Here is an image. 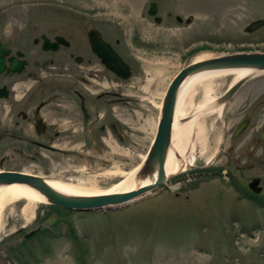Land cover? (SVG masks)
<instances>
[{
  "label": "rangeland",
  "instance_id": "obj_1",
  "mask_svg": "<svg viewBox=\"0 0 264 264\" xmlns=\"http://www.w3.org/2000/svg\"><path fill=\"white\" fill-rule=\"evenodd\" d=\"M151 1L156 3L158 23L146 13ZM257 18L264 20V0H0V41L9 40L12 50L23 52L28 67L45 68L52 65L44 61L64 58L75 68L67 54L42 51L39 35L72 36L70 51L82 54L85 28L92 25L132 65L128 79L110 76L113 91L137 99L112 103L121 136L105 139L106 146L95 138V146L87 149L80 138L74 155L29 156L19 143L2 141L0 170L44 178L68 177L82 183L90 179L98 189L109 187L119 179V170H130L145 156L159 114L156 104L171 77L198 51L264 50V23L252 32L243 31ZM33 38L38 42L32 43ZM43 72L46 83L51 82L48 76L56 78L52 82L61 81L59 76ZM63 77L74 81L71 74ZM99 78L92 80L95 85L89 88L104 89ZM5 79L0 77V83ZM230 82V75L215 78L212 96L221 94ZM185 97V101L197 104L202 89L195 87L191 98L188 93ZM255 97L264 99V72L249 75L233 97L221 105L219 113L203 116L201 156H196L184 172L168 176L167 189L147 198L106 211L60 207L59 216L64 220L57 223L53 235H38L33 240H24L15 230L27 232L37 225L52 229L56 211L45 214L49 204L37 202L28 217L22 212L23 201L4 204L0 211V264H13L11 249L21 242L44 245L36 255L31 249L29 264H264V205L241 197L237 189L257 176L264 194L262 147L252 141L264 129V103L243 135L236 140L231 137L239 112ZM191 107L190 103L185 105V116L192 114ZM2 126L9 124L0 119ZM236 164L238 171L234 169ZM197 167L216 169L218 173L201 177L188 174L189 169Z\"/></svg>",
  "mask_w": 264,
  "mask_h": 264
},
{
  "label": "flooded vegetation",
  "instance_id": "obj_2",
  "mask_svg": "<svg viewBox=\"0 0 264 264\" xmlns=\"http://www.w3.org/2000/svg\"><path fill=\"white\" fill-rule=\"evenodd\" d=\"M54 36H52V38H47L52 40ZM101 37L106 41L102 35ZM64 39L66 40L65 44L59 43L55 50H45L44 52H60L63 53V55L67 54V57L76 64V67L78 65L77 68H72L64 58L60 61L51 59L44 61V63L52 65L45 66V68L43 67L44 65L39 67L36 66L35 68L28 67L29 62L24 58L22 52V56L18 57V59L24 60L25 63L19 72H6L4 70L0 73V77L3 79L6 78L0 83V119L9 124L7 127H0V142L13 141L19 143V147L25 150V154H29V156L43 153H56L63 156L74 155L77 153L76 149L74 150L75 143H77L80 138L83 139L81 145L87 149L95 146V138L99 139L100 143L106 146L104 142L105 139L112 138L113 135L119 139V136H121V132H118L116 128L117 126H120L118 122L120 120L113 113L112 103H125L124 101L128 99L137 100L136 98L124 97L121 93L114 92L112 88L111 77L114 76L118 80L128 79L132 73L131 64L122 58L131 66V73L128 78L121 79L105 68L99 58H97V56L91 51L87 42L86 34L85 46H81L82 50L84 48L82 54L70 51L73 44L72 36L64 37ZM5 42L0 41L1 48H3V43ZM3 49L9 50L8 54L5 56V62L8 56L15 55V52L17 51V49L12 50L10 41ZM96 62H98L101 68L96 67ZM37 70L42 72L47 71V74L49 75H57L61 78V81L52 82V80L56 78L48 76L47 79H50L51 82L46 83L44 81V78L46 77L44 72L38 74ZM69 74H71L74 81L70 80V78L63 77L64 75L68 76ZM11 76H18L21 81H18V78L11 80ZM97 78L103 80L101 86H103L104 89H100L99 91L89 88V86L95 85L92 80L95 81ZM24 79L27 81L23 82L22 80ZM65 79L68 80L65 81ZM242 85L243 83H241L238 88ZM236 91L231 95L230 99ZM119 94H121V96H118ZM218 96H216L215 99L218 98ZM254 99L255 100L251 104L239 112L240 116L237 125L231 134L232 139L236 140L239 136H242L244 131L249 127V124L256 119V112L264 103V99H257L256 97ZM242 121L246 122L244 129L237 135H234L236 127ZM252 141H254L255 146L261 145L262 160L264 161V129L259 130L257 138ZM245 168H249L248 165H245ZM234 169L238 171L240 168L236 164L234 165ZM194 170L197 172H193ZM207 170L208 169L205 167H197L196 169H189L188 174L201 177L206 174L218 173V171H215L216 169L213 171ZM217 170H219V168H217ZM228 171L229 174H231L229 169ZM56 177L63 180L71 179L68 177ZM252 178H258L257 186L260 188L259 192H253L248 188L247 183ZM259 182L260 178L253 176L247 181L246 186L239 184L238 189L246 194L241 197L253 200L252 196L256 198L258 196L264 201V194L261 192ZM167 187L168 186L164 187L162 190L167 189ZM174 197H178L177 192H174ZM59 209L60 207L49 204L45 214H48L50 210L56 211L57 213ZM52 230L53 228L46 229L37 225L35 228L27 232L19 228L15 230V234H21L24 240H33L36 239L38 235L44 236L47 234L46 231ZM42 246L44 245L41 243L28 244L26 242H21L15 249H11L14 261L13 264H29L27 262L29 256L33 253L35 254L36 251H40L39 253H41V250L39 249ZM32 248L34 251L33 253L31 251Z\"/></svg>",
  "mask_w": 264,
  "mask_h": 264
},
{
  "label": "water",
  "instance_id": "obj_3",
  "mask_svg": "<svg viewBox=\"0 0 264 264\" xmlns=\"http://www.w3.org/2000/svg\"><path fill=\"white\" fill-rule=\"evenodd\" d=\"M146 13L153 17L154 22L158 23L160 21V17L156 15V3L154 1L149 2ZM176 20H180V18L176 16ZM188 21L189 18H185V22ZM263 23L264 20L262 18L251 20L243 27V31L252 32L260 28ZM85 34L91 51L99 58L105 68L121 79H126L130 76L131 66L102 39L99 31L92 25H88L85 29ZM40 39V49L43 51L55 50L59 43H66V40L61 35H55L52 40H49L44 34H41ZM36 42L37 38H34L33 43ZM8 44L9 40L3 43V48ZM3 48H1L0 43V73L4 70L6 72H19L25 63L24 60L18 59V57L22 56V52L17 50L15 55L8 56L6 64L5 56L8 54L9 50ZM202 51L211 53V56L200 60L187 61L171 77L163 92L154 135L145 153L143 164L141 163L142 170L149 171L152 166L155 168L154 177L151 181L120 192L93 195H67L53 189L44 181L42 176L15 170H0V184H26L40 192L46 199V203L74 211H106L119 209L142 200L143 198H147L166 187L165 181L168 176L175 175L171 174L166 176L163 164L166 150L170 142L176 95L183 79L190 73L212 69L246 68L253 71V73L264 72V50H238L223 53H213L208 50ZM247 77L248 74L230 83L222 94L215 99V103L223 105L228 101L238 86L243 83ZM245 125V121L239 123L234 131V135L241 132ZM190 167L191 166L188 168ZM257 184L258 178H252L247 183V186L251 191L259 192L260 188Z\"/></svg>",
  "mask_w": 264,
  "mask_h": 264
},
{
  "label": "bare ground",
  "instance_id": "obj_4",
  "mask_svg": "<svg viewBox=\"0 0 264 264\" xmlns=\"http://www.w3.org/2000/svg\"><path fill=\"white\" fill-rule=\"evenodd\" d=\"M210 56L211 53L209 52H200L193 56L191 60H200ZM252 73L253 71H250L246 68L212 69L190 73L183 79L179 85L176 95V102L172 117L170 142L166 150L163 164V169L166 176L181 173L189 166H192V162L194 161L195 157L201 156L204 150L203 140L205 137V132L202 120L203 116L212 111L219 113L221 109V105L215 103V97L212 96L211 93L212 81L217 77L230 75V83H232L244 75L248 74V76H251ZM195 87L202 89V98L197 104H191L190 100L185 101V96L188 93L189 98H191ZM189 103L190 106H192V114L190 116H185L186 110L183 108ZM156 107H158L159 110L160 103L156 104ZM143 159L144 155L141 156L140 162L130 170H119V179L105 189H98L94 181L90 179H88V183H82L79 180L73 179L63 180L57 177L42 178L53 189L67 195H93L100 193L120 192L134 188L137 185L147 183L153 179L155 168L152 166L151 170L149 171L142 170L141 163L143 162ZM94 176L96 177L98 174L95 172ZM19 200L23 201L24 205L22 212H25V215L28 217L30 216L32 209H34L33 207L35 206V203H46V199L40 192L26 184H0V211L4 208V204Z\"/></svg>",
  "mask_w": 264,
  "mask_h": 264
},
{
  "label": "trees",
  "instance_id": "obj_5",
  "mask_svg": "<svg viewBox=\"0 0 264 264\" xmlns=\"http://www.w3.org/2000/svg\"><path fill=\"white\" fill-rule=\"evenodd\" d=\"M220 169V168H219ZM232 181V180H231ZM233 182V181H232ZM237 189H238V187H237ZM239 192H240V196H243V195H246L243 191H241L240 189H239ZM248 195V194H247ZM249 196V195H248ZM253 197V200L252 199H249V200H251V201H253V202H255V203H258L259 205H264V201H262V199H260L258 196H257V198L256 197H254V196H252ZM65 211V210H64ZM58 216H57V218L55 219V221L51 224V227L53 228V229H55L56 228V226H57V223H59L60 221H63L64 219L61 217V216H59V211H57V213H56ZM47 232V235L48 236H51V235H53V232H54V230H52V231H46ZM72 237H74V236H72Z\"/></svg>",
  "mask_w": 264,
  "mask_h": 264
}]
</instances>
